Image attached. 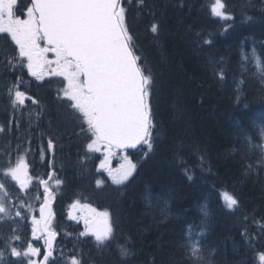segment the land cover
<instances>
[{"label": "trees", "instance_id": "obj_1", "mask_svg": "<svg viewBox=\"0 0 264 264\" xmlns=\"http://www.w3.org/2000/svg\"><path fill=\"white\" fill-rule=\"evenodd\" d=\"M225 1L233 24L220 27L208 0H146L144 8L134 0L129 23L138 52L157 75L152 103L158 138L147 156L146 147L130 154L137 168L123 185L92 166L98 156L88 152L82 159L86 141L64 136L72 128L69 117L40 89L48 111L60 113L49 111L47 117L59 144H66L59 157L62 176L72 192H82L114 222L116 239L102 251L93 237L72 241L71 252H83L85 264H192L184 255L190 246L188 228H199L201 222L206 225L200 239L206 264H258L264 234L249 244L241 233L256 234L253 219L264 217V160L258 146L264 85L246 68L241 48L264 39V8L252 11L248 0ZM153 19L161 25L159 36L148 31ZM205 39L212 42L204 44ZM252 42L250 48L262 49ZM213 66L217 72L223 69V79ZM248 165L250 175L245 174ZM97 180L104 183L97 186ZM224 191L239 198L237 210L226 208L220 198ZM126 240L132 254L121 257L117 245Z\"/></svg>", "mask_w": 264, "mask_h": 264}, {"label": "snow or ice", "instance_id": "obj_2", "mask_svg": "<svg viewBox=\"0 0 264 264\" xmlns=\"http://www.w3.org/2000/svg\"><path fill=\"white\" fill-rule=\"evenodd\" d=\"M17 3L18 0H0V33L8 34L16 46L11 54L4 55L0 67L5 72L26 67L28 73L38 80L43 79L44 75L63 77L65 83L58 91V98L67 101L73 121H79L75 123L78 131L74 135H83L86 141L85 156L82 159H87L88 152L99 151L101 147L111 155L113 148L124 149L141 144L147 148L145 156L151 153L155 147L154 141L158 138L152 103L157 91V75L146 66L144 57L137 55L139 49L128 23L129 8L126 6L132 0H31L21 15H16ZM135 3L140 8L146 6V0H135ZM210 11L224 21L233 19L225 0H213ZM160 30V23L153 19L148 31L159 36ZM211 42L210 39L203 40L204 44ZM48 53L53 58L49 59ZM246 59L250 62L257 60L255 50ZM258 67L264 71V61L258 62ZM213 72L220 79L224 78L223 69L217 72L213 66ZM23 83L22 75L16 76L15 81L4 80L0 83V89L3 90L12 112L7 125L0 124V133L11 132L14 123L18 131L20 120L25 116L29 118L31 126L33 119L39 122L44 114L41 101L20 90ZM26 100H31L39 110L24 113ZM56 144L57 138L50 136L47 149L41 148L42 156L46 152L54 153ZM19 150L18 145V153ZM125 161L119 172L109 171V176L116 185H123L137 168L127 157ZM180 162L183 163V160ZM49 163L54 165V160ZM200 164L203 167V155L200 156ZM26 168L23 155L20 154L14 166L9 163L2 171L4 177L10 175L23 189L27 186ZM188 171L185 169L186 173ZM252 171V165L245 168L247 175ZM49 177H52L51 172ZM188 178L192 179V176ZM55 183L59 186L62 181L56 179ZM103 183L102 180L96 181L97 186ZM40 184L44 186V203L40 207L41 219L33 217V235L41 227L47 229L50 217V212L46 214V209H49L52 192L47 181L41 180ZM5 187V183H0V189ZM220 198L229 210L235 211L240 207L241 202L234 193L221 192ZM0 214H3L0 215V221L8 216V206L2 199ZM15 215L20 217L22 214L17 211ZM248 219V216L244 217L245 222ZM253 223L259 226L256 234H250L248 229L241 233L249 244L264 234V217L253 219ZM85 227L86 231L81 232L80 236L90 234L94 237L97 249L101 251L110 247L116 239L114 222L110 221L107 211L85 220ZM55 235L54 232H48V239L45 241L48 248L42 253V262L31 259L40 252L31 242L22 252L10 244L12 239L19 240V236H0V241L5 245L4 249H0V259L5 257L6 249H10L7 254L11 257H27V264H48L49 258L53 256L52 240ZM127 243L126 240L124 244L117 245L121 257L132 254ZM66 255L64 264H85L83 252L77 254L73 251ZM184 255L192 264H206L204 250L199 242L186 245ZM64 256L65 253L62 252L61 259ZM256 259L258 264H264V249L256 252ZM152 264H155L154 260Z\"/></svg>", "mask_w": 264, "mask_h": 264}, {"label": "rangeland", "instance_id": "obj_3", "mask_svg": "<svg viewBox=\"0 0 264 264\" xmlns=\"http://www.w3.org/2000/svg\"><path fill=\"white\" fill-rule=\"evenodd\" d=\"M236 1H238V0H236ZM245 1V0H244ZM231 2H234V0H231ZM246 2V1H245ZM246 4L248 5L247 6V8H250V10H263V8H264V6H262L263 4H264V0H260V3H257L256 1H253L252 3H249V0H248V3L246 2ZM259 6V7H258ZM26 9V8H25ZM25 9H22V10H25ZM253 50H255V49H253ZM48 55V57H49V59H51V58H53V56H52V54L51 53H48L47 54ZM256 57H257V60H256V65L258 66V62H260L261 61V57L258 55V54H256ZM25 64H26V61H25ZM260 68V67H259ZM260 71H262L261 70V68L259 69ZM28 72V71H27ZM48 78H57V87H58V89L60 90V89H62L63 87H64V80H63V77H60V76H47V75H44V77H43V79H48ZM43 79H41V80H43ZM261 133H262V137H263V135H264V129H261ZM5 142V148L4 149H2V151H1V153L0 154H2V161H5V162H7V161H9V160H12L15 156H17V154H18V152H17V149L14 147V146H12V145H9V144H7V141H4ZM263 144H264V141H263ZM19 145V144H18ZM1 150V149H0ZM11 151V152H10ZM263 154H264V147H263ZM119 155H122V154H119ZM107 156V155H106ZM122 157V156H121ZM110 158V157H109ZM104 163H105V166H106V162L104 161ZM52 183V182H51ZM49 184V187H51V186H53L52 184ZM0 199H2V200H4L5 202H6V204H7V206H8V215L10 214V212H11V210L13 209L12 208V206H11V204L10 203H8V201H7V196L4 194V193H2V191H0ZM23 200H25V198H23ZM159 199H157V201H158ZM26 202L28 203V201L26 200ZM23 204H24V202L23 201H17V204H16V206H17V209H22L23 208ZM25 209V208H24ZM85 209H86V211H87V214H88V219H90V218H93L97 213H99L98 211H96V210H93L92 208H90V207H85ZM11 223H9L8 224V226L10 225ZM22 226H23V228H24V225L22 224ZM25 229V228H24ZM20 230V232L22 233V237H24L26 234L24 233V231L22 230V229H19ZM196 230H199V229H194V228H191V232H190V238H191V236H192V234H193V232L194 231H196ZM27 232V231H26ZM28 233V232H27ZM197 233H199V232H197ZM200 233H203L202 231L200 232ZM194 234H196V233H194ZM195 236H197V235H195ZM200 236V235H199ZM22 240V239H21ZM195 243H197V239H196V237H195V239H193L192 240V244H195ZM11 246H15V247H17L18 248V250H19V246H17V245H14V244H11ZM3 247L5 248V245H1V249H3ZM10 252V249H8L7 250V253H9ZM6 253V258H5V260L7 261V260H9V259H12V260H15L16 262H18L19 261V259H20V257H11L9 254H7ZM5 260H3V262L2 261H0V264H3L4 263V261ZM9 262H11L10 260L8 261V262H6V263H9Z\"/></svg>", "mask_w": 264, "mask_h": 264}, {"label": "bare ground", "instance_id": "obj_4", "mask_svg": "<svg viewBox=\"0 0 264 264\" xmlns=\"http://www.w3.org/2000/svg\"><path fill=\"white\" fill-rule=\"evenodd\" d=\"M253 28V27H252ZM215 33V32H214ZM215 36V35H214ZM243 41V40H242ZM251 41H253L252 42V44L255 46V45H257V42L258 43H262V42H264V39L263 40H257V41H254V40H249V42L248 43H250ZM247 43V44H248ZM231 46V45H230ZM204 52V51H203ZM235 52V51H234ZM232 54V53H231ZM221 63V62H220ZM223 65V64H222ZM241 66V65H240ZM221 67V66H220ZM220 69V68H219ZM227 69V68H226ZM234 70V69H233ZM217 71V70H216ZM228 71V70H227ZM241 72V71H240ZM234 78H235V76H234ZM230 80V79H229ZM5 98V97H4ZM240 98V97H239ZM2 98H0V100H1ZM6 99V98H5ZM243 100V99H242ZM244 101V100H243ZM237 103V102H236ZM6 104H7V99H6V103H5V106H6ZM228 108V107H227ZM254 122V121H253ZM50 123H51V121H50ZM261 129H264V127H262ZM261 129H260V133H261ZM248 135V134H247ZM261 136H262V133H261ZM246 145V144H245ZM5 142L3 141V140H0V149L2 148V149H4L5 147ZM241 146V145H240ZM258 146H259V148H260V150H261V152H262V158H263V160H264V154H263V145H262V143L259 145L258 144ZM11 152V151H10ZM0 153H1V150H0ZM60 154V153H59ZM93 159V158H92ZM0 162L1 163H4L5 161H2V154H0ZM46 162H47V160H46V158H41V157H38V156H34V157H32V159H31V163H30V167H31V169L33 170V171H40V170H42L44 167H45V165H46ZM209 162V161H208ZM262 171V170H261ZM250 177V176H249ZM198 203V202H197ZM201 208V207H200ZM148 209V208H147ZM152 214V213H151ZM230 216V215H229ZM190 221V220H189ZM192 222V221H191ZM200 222V221H199ZM240 224V223H239ZM191 226V228H194V229H202V228H205V222H201V224L199 225L200 227L199 228H195L194 226H192V225H190ZM157 235V234H156ZM225 235V234H224ZM188 238H190V232H189V228H188ZM191 245V244H190ZM235 263V262H234ZM233 263V264H234Z\"/></svg>", "mask_w": 264, "mask_h": 264}, {"label": "flooded vegetation", "instance_id": "obj_5", "mask_svg": "<svg viewBox=\"0 0 264 264\" xmlns=\"http://www.w3.org/2000/svg\"><path fill=\"white\" fill-rule=\"evenodd\" d=\"M0 98H2L0 100V109H1V108H3L5 106L6 99L4 98V95H1V94H0Z\"/></svg>", "mask_w": 264, "mask_h": 264}, {"label": "water", "instance_id": "obj_6", "mask_svg": "<svg viewBox=\"0 0 264 264\" xmlns=\"http://www.w3.org/2000/svg\"><path fill=\"white\" fill-rule=\"evenodd\" d=\"M50 211V205H49V209H46V214H48Z\"/></svg>", "mask_w": 264, "mask_h": 264}]
</instances>
